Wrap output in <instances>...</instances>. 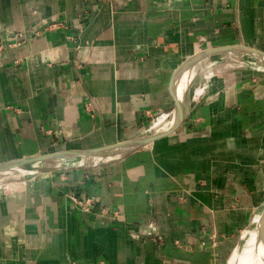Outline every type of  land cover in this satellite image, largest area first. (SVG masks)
<instances>
[{
  "label": "crops",
  "instance_id": "crops-1",
  "mask_svg": "<svg viewBox=\"0 0 264 264\" xmlns=\"http://www.w3.org/2000/svg\"><path fill=\"white\" fill-rule=\"evenodd\" d=\"M249 51L264 0H0V163L142 137L194 67L148 144L0 184V264H223L264 202V70L205 67Z\"/></svg>",
  "mask_w": 264,
  "mask_h": 264
},
{
  "label": "bare ground",
  "instance_id": "bare-ground-1",
  "mask_svg": "<svg viewBox=\"0 0 264 264\" xmlns=\"http://www.w3.org/2000/svg\"><path fill=\"white\" fill-rule=\"evenodd\" d=\"M244 55L255 60L251 61L254 68L259 69V71L264 70V52L249 51ZM200 57L201 56H197L196 59H199ZM202 57H205V55H202ZM193 60L195 59H190L184 67L190 64ZM256 69L254 71H256ZM185 82V79L184 81H180L178 90L179 100L175 110H173L168 116H160L153 125L154 128L156 126H159V128L157 129V131H153L147 134V136L144 135L128 142L103 146L99 148L49 152L46 154H41V157L36 158L27 165L25 163L21 164L22 161L7 164L2 163L0 164V174L15 175L18 178L32 176L37 171L44 168V166H38L41 163L43 164V162H46L45 160L53 161V163L48 165V167L67 168L76 165L78 166V164L85 162L96 163L95 161H102L108 156H111V158L113 159H116L118 157L120 158L130 151L134 150L138 146L148 144V142L156 134L160 132L164 133V131L170 129L171 127H174V125L179 121L181 117L183 92L187 86ZM200 91L201 89H198L197 93H199ZM226 264H264V202L260 206H258L255 211H253V213L249 216L247 225L238 235L235 246L231 251V255L226 260Z\"/></svg>",
  "mask_w": 264,
  "mask_h": 264
},
{
  "label": "rangeland",
  "instance_id": "rangeland-1",
  "mask_svg": "<svg viewBox=\"0 0 264 264\" xmlns=\"http://www.w3.org/2000/svg\"><path fill=\"white\" fill-rule=\"evenodd\" d=\"M243 56V55H242ZM197 57H194L193 59H195V60H193L191 63H190V65L189 66H191L192 64H194V63H196L199 59H196ZM251 61H255L254 59H252V58H248L247 56H243V57H241V56H239V55H235V56H230V57H227V58H224V59H222V60H220V61H215L214 62V64L213 65H211L210 67H205V72H207L208 70H210V72H216V73H218V70L220 71V72H232L234 69H236L237 67L239 68L240 66H250V65H252V62ZM204 64V63H203ZM202 64V65H203ZM185 69V68H184ZM190 72H192V73H190ZM194 74V67L193 68H191V67H189V69L187 70V71H184V75L182 76L181 75V80L180 81H184V79L186 80V82H185V84H187L188 85V81H189V77L191 76V75H193ZM189 76V77H188ZM186 88H187V86H186ZM186 88L184 89V92H183V95H184V93H185V90H186ZM182 101H183V98H182ZM175 110V109H174ZM175 115V114H174ZM177 118V117H176ZM157 121V120H156ZM155 121V122H156ZM175 121V120H174ZM174 123V122H173ZM172 123V124H173ZM155 124V123H154ZM159 128V126H156L155 127V130L154 131H157V129ZM151 132H153V131H150L149 133H151ZM149 133H147V134H149ZM147 134H146V136H147ZM119 158V157H118ZM117 158V159H118ZM113 158H111V156H108L106 159H104V160H102V161H95L96 163H94V162H92V163H87V162H85V163H81V164H78V165H86V166H94V165H98V164H101V163H104V162H106V161H110V160H112ZM46 162H43V164L41 163L38 167H42V166H44V168L43 169H47V168H53V167H48V165H50V164H52L53 163V161H49V160H45ZM40 170H42V169H40ZM39 170V171H40ZM38 172V171H37ZM26 178H29V176L28 177H17V176H15V175H2V174H0V184L1 185H3V184H5V183H8V182H11V181H15V180H20V179H26ZM254 211H255V209H254ZM243 229V228H242ZM241 229V230H242ZM241 230L231 239V241L230 242H228L227 243V248H228V252H227V256H226V258L228 259L229 257H230V255H231V251H232V249H233V247L235 246V243H236V239H237V237H238V235L240 234V232H241ZM223 264H226V261H224V263Z\"/></svg>",
  "mask_w": 264,
  "mask_h": 264
},
{
  "label": "water",
  "instance_id": "water-1",
  "mask_svg": "<svg viewBox=\"0 0 264 264\" xmlns=\"http://www.w3.org/2000/svg\"><path fill=\"white\" fill-rule=\"evenodd\" d=\"M138 147H140V146H138ZM38 157H41V155L40 156L37 155V156L28 157V158H23V159H19V160H14V161H10V162H5V164L14 163V162H17V161H22L21 164L25 163L27 165V164H30L33 160H35ZM0 164H2V163H0ZM18 165H20V164H18Z\"/></svg>",
  "mask_w": 264,
  "mask_h": 264
},
{
  "label": "built area",
  "instance_id": "built-area-1",
  "mask_svg": "<svg viewBox=\"0 0 264 264\" xmlns=\"http://www.w3.org/2000/svg\"><path fill=\"white\" fill-rule=\"evenodd\" d=\"M156 227L155 223L154 222H149L145 228H146V231L144 230L143 233H146V234H149L148 232H151V230H154ZM148 231V232H147Z\"/></svg>",
  "mask_w": 264,
  "mask_h": 264
}]
</instances>
